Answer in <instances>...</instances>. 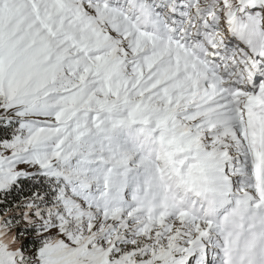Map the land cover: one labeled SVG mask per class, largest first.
<instances>
[{
	"label": "rangeland",
	"instance_id": "obj_1",
	"mask_svg": "<svg viewBox=\"0 0 264 264\" xmlns=\"http://www.w3.org/2000/svg\"><path fill=\"white\" fill-rule=\"evenodd\" d=\"M261 32L264 0L236 3L234 11L217 0H0V128L11 131L0 140V264H219L218 246L200 243L198 234L206 229L208 239L217 238L209 230L223 232L222 224L205 219L199 228L201 220H190L188 209L200 213L201 207L176 187L163 163L169 152L158 139L139 143L160 168L148 175L134 152L140 136L121 123L136 126L146 105L154 135L186 134L166 132L176 135V145L198 139L219 172L232 177L228 194L241 195L253 173H247L252 154L238 127L260 115L249 104L264 93ZM208 73L219 77V88L203 81ZM101 126L119 131L108 141L98 134ZM88 128L94 139L82 137ZM116 146L129 153V165L112 172L108 185L117 202L111 203L100 188L106 165H117ZM94 150L101 160L91 156ZM78 164L82 188L70 182L80 179ZM52 173L61 177L55 196L17 193L26 176ZM14 193L19 200L6 202ZM174 195L187 211L160 213Z\"/></svg>",
	"mask_w": 264,
	"mask_h": 264
},
{
	"label": "bare ground",
	"instance_id": "obj_2",
	"mask_svg": "<svg viewBox=\"0 0 264 264\" xmlns=\"http://www.w3.org/2000/svg\"><path fill=\"white\" fill-rule=\"evenodd\" d=\"M207 72L210 73V70H207ZM205 75H203L204 77H202L204 82H208V85H210L213 90L219 88L220 82L218 76L209 74L208 77H205ZM196 87L197 91H199L203 88V85L201 84V86ZM195 96H197V94H195L194 91L187 99L193 100ZM247 123L249 131L252 130L249 120ZM175 136L176 135L174 134L165 132L156 134L155 138L160 140V142L164 144L170 154H172L177 147L174 144ZM191 147L192 144H190L189 142H185L182 146H179L181 151H187ZM254 149L259 151L255 161L254 175L250 179L243 180L242 183L249 189H252L256 193L257 197L261 200L256 207H252V210H250L247 207V204L249 203L247 202V200H245L246 197L248 198V195L247 193H244L246 196L245 199L243 197L237 198L232 205L225 207V213H227V217L221 224L223 232L226 234V238L224 239V243L222 244V248L220 250L222 259L219 264H264L263 131L261 133V136L256 139L254 143ZM147 154L149 156L153 155L151 151H148ZM216 172L217 166L211 163L209 161V158H204L202 152L198 150L189 166L188 173L185 176L183 183L184 188H186L189 192L195 194L200 199H204V197L207 196L215 199L214 193L219 188V186L216 184ZM223 206L224 204L219 205L220 211H224ZM189 217L190 219L194 220L195 218L199 217V215L196 211H194L190 214Z\"/></svg>",
	"mask_w": 264,
	"mask_h": 264
},
{
	"label": "trees",
	"instance_id": "obj_3",
	"mask_svg": "<svg viewBox=\"0 0 264 264\" xmlns=\"http://www.w3.org/2000/svg\"><path fill=\"white\" fill-rule=\"evenodd\" d=\"M220 2H225V8L227 11H234V8L236 7V2L235 0H217ZM204 2L207 3V0H204ZM212 13V12H210ZM216 13V12H214ZM250 14L257 18L258 13L253 9L252 12H250ZM249 16V15H247ZM241 19H244V17H242V15L240 16ZM250 19H254L251 16H249ZM244 24V23H243ZM257 35H259V32H257ZM261 35L264 36V32H261ZM10 128V127H9ZM11 131H9V129L6 128H0V140L2 139H6L9 136V133ZM38 178H35V176H26L24 179L20 180V187L17 188L18 190L17 193L22 194V197H31L32 195H34L37 192L40 191H51L52 194L55 196L57 194V189L61 184V177L60 176H51V177H47L44 175H37ZM49 181H53L54 184H50ZM49 183V185H48ZM17 193L12 194V197H6V202L8 203H12V202H16L17 200H19V198H17ZM8 203H1V206H6L8 205ZM12 205V204H11Z\"/></svg>",
	"mask_w": 264,
	"mask_h": 264
}]
</instances>
